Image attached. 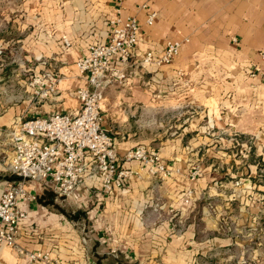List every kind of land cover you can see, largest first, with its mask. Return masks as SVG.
<instances>
[{"label": "crops", "instance_id": "obj_1", "mask_svg": "<svg viewBox=\"0 0 264 264\" xmlns=\"http://www.w3.org/2000/svg\"><path fill=\"white\" fill-rule=\"evenodd\" d=\"M121 6L119 16L137 19L140 38L125 82L104 89L102 128L113 138L117 153L144 146L156 150L162 162L179 173L171 180L133 177L125 189L107 195L89 179L69 197L55 194L47 182L25 181L34 199L21 206L27 218L20 224L16 246L0 248V264H25L23 252L47 250L55 264H199L197 258L213 249L205 245L209 240L214 249L231 240L197 242L195 214L209 232L219 235L231 230H223L225 219L215 201L230 206L264 199V0H123ZM116 7L113 0H23L19 9L26 34L16 43L22 44V71L28 76L26 99L18 110L0 115V130L20 120L23 104L31 106L30 118L76 114L75 92L85 82L75 63L90 45L107 42ZM148 11L157 14L151 27L145 23ZM183 39L188 43L171 64L141 63L145 52L160 53L165 42ZM46 74L60 78L57 91L46 100L35 99L30 80ZM180 96L185 97L183 105H177ZM119 104L138 108L154 121L162 120V110L182 108L174 115L182 120L174 126L180 132L151 144L149 137L134 141L130 132H119L118 127L111 131L105 106ZM7 141L12 147L10 136ZM195 166L202 168V176L189 183L187 174ZM119 167L138 168L134 163ZM19 182L14 175L0 174V194ZM229 185L238 193L224 195ZM186 187L193 190L189 206L181 202Z\"/></svg>", "mask_w": 264, "mask_h": 264}, {"label": "built area", "instance_id": "obj_2", "mask_svg": "<svg viewBox=\"0 0 264 264\" xmlns=\"http://www.w3.org/2000/svg\"><path fill=\"white\" fill-rule=\"evenodd\" d=\"M123 0H113L117 5L116 16L109 25V36L105 43H95L87 53L78 58L75 69L85 85L75 92L78 110L75 115L54 113L35 116L18 123L10 132L13 154L7 171L20 179L18 184H9L0 194V248L12 249L17 244L20 224L27 218L21 206L34 197L24 186L25 181L47 182L58 196L74 195L86 180L97 181L103 195L113 190L125 189V183L133 177L146 176L160 180H171L179 173L162 162L160 154L144 146H136L123 154L116 152L113 138L102 128L101 107L104 89L113 83L125 82L127 68L139 43L140 26L133 16H119ZM146 9V6H141ZM156 12L148 11L145 23L151 27ZM64 46H70L63 38ZM188 39L165 42L160 53L147 51L141 61L143 65H169L179 55ZM264 58V53L261 52ZM254 72H249L253 77ZM60 78L46 74L34 76L29 87L33 98L46 100L57 91ZM137 164L136 170L120 169V164ZM92 169L88 172V165ZM202 176V168L195 166L187 174L189 183ZM236 187L240 181L234 183ZM193 190L186 187L181 202L189 206ZM154 209L158 206L155 204ZM172 213V210H170ZM114 254L115 251L111 250ZM25 264H55L51 251L23 252Z\"/></svg>", "mask_w": 264, "mask_h": 264}, {"label": "rangeland", "instance_id": "obj_3", "mask_svg": "<svg viewBox=\"0 0 264 264\" xmlns=\"http://www.w3.org/2000/svg\"><path fill=\"white\" fill-rule=\"evenodd\" d=\"M22 4L23 0H0V50L2 52L0 54V115L5 114L10 108H17L18 110L26 99L24 81L28 76L22 71V67L25 66L24 54L21 49L22 44L16 43L17 39H21L26 34V30L22 27L21 21L23 19L19 9ZM177 100V105H183L184 102L182 101L185 100V97L180 96ZM105 108H108L107 112H110L106 126H109L111 131L112 127H118L119 132H130L134 141L149 137L151 140L148 142L156 144L171 139L172 137L169 134L178 131L174 126L177 127L183 124L182 120L177 121L176 119L179 115L174 117L177 112L180 113L182 108L173 111L162 110L160 113L162 120L156 121H154L153 116L145 117L141 115L142 112L140 113L141 110L138 108L128 109L122 104L113 107L106 105ZM30 109L31 106L23 104L21 107V111H23V116L20 118L21 122L30 118L28 117L30 116L28 114ZM183 110L185 109L183 108ZM17 123L18 120L11 126H2L0 130V174L8 173L7 166L10 159L8 152H11L10 148L12 147L7 140L12 128ZM150 132H152L151 135ZM184 141L185 137L182 142ZM261 169L264 170V168ZM217 172H221V170ZM243 172L245 174V170ZM246 173L249 175L248 171ZM261 174L260 180L261 183H264V172H261ZM234 189H231L229 185L224 189L223 194L226 196L237 194L238 191ZM214 204L218 208L220 218L225 219V222L222 221L223 230L230 228L231 232H228L227 229L219 235L209 232V229H206V223L199 220V215L195 214L194 226L196 230L200 231L195 235V238L197 242H203L213 237L225 238L231 241L224 247L214 249L209 240L205 245L208 246L207 248L213 249L208 254L206 253L207 256L205 254L206 257L197 258L201 261L199 264H264V199L255 202L244 201L241 204L237 201L230 206H226L223 201H215ZM199 207L201 209V205ZM209 224L211 225V223ZM209 224L207 225L208 228H210ZM237 227H241L240 232L234 230Z\"/></svg>", "mask_w": 264, "mask_h": 264}]
</instances>
